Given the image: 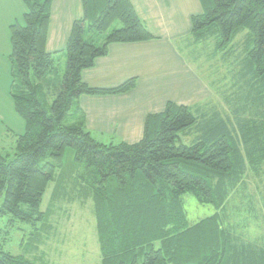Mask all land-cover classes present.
<instances>
[{
	"label": "trees",
	"instance_id": "16d2710c",
	"mask_svg": "<svg viewBox=\"0 0 264 264\" xmlns=\"http://www.w3.org/2000/svg\"><path fill=\"white\" fill-rule=\"evenodd\" d=\"M24 1L22 21L10 26V95L25 130L13 157L0 150V219L31 224L37 249L53 229L59 202L92 200L101 264H264V251L238 242L222 219L248 164L264 160V0H207L205 11L192 16L194 43L214 38L217 51L232 49L248 29L242 68L250 75L248 99L235 100L231 114L170 101L147 117L134 143L97 139L79 102L83 94H119L136 85L134 77L114 87L82 78L110 44L154 38L132 1L83 0L84 15L62 50L64 71L61 51L46 50L53 0ZM187 192L216 212L191 223ZM37 258L0 246V264H45Z\"/></svg>",
	"mask_w": 264,
	"mask_h": 264
},
{
	"label": "crops",
	"instance_id": "0c3cea01",
	"mask_svg": "<svg viewBox=\"0 0 264 264\" xmlns=\"http://www.w3.org/2000/svg\"><path fill=\"white\" fill-rule=\"evenodd\" d=\"M140 18L154 38L136 42L112 43L108 54L96 59L94 66L83 69L82 78L92 86L114 87L130 78L136 85L119 94H83L80 106L86 114V126L104 142L134 143L143 138L145 122L150 114L165 110L168 102L202 107L211 88L204 82L185 48L195 43L192 37V16L206 9L207 0H131ZM27 9L24 0H0V59L10 61L12 52L10 26L22 21ZM84 15L83 0H53L46 38V50L59 52L64 58L73 22ZM182 44V45H181ZM11 67L3 66L4 84L0 90L9 98ZM10 115L18 119L17 127L6 122L11 118L1 113L0 122L6 130L24 132L25 119L15 110L12 97ZM208 100V99H207ZM15 111L19 116H14ZM16 115V114H15ZM10 120V119H9ZM108 140V141H107Z\"/></svg>",
	"mask_w": 264,
	"mask_h": 264
},
{
	"label": "rangeland",
	"instance_id": "374dc122",
	"mask_svg": "<svg viewBox=\"0 0 264 264\" xmlns=\"http://www.w3.org/2000/svg\"><path fill=\"white\" fill-rule=\"evenodd\" d=\"M114 27L112 25L107 32ZM248 32V29H241L231 44L233 48L225 52L216 50L214 38L185 48L186 54L197 67L204 82L211 88L210 96L202 103L203 108L209 109L214 106L223 113L231 114L235 100L245 102V98L248 99L251 91L248 83L250 75H244L242 70L245 65L244 49ZM3 60L5 61L0 59V67L7 66L6 62L11 67L7 55ZM59 63L61 70L64 71L66 56L61 58ZM1 70L3 68H0ZM0 80L3 85V73ZM10 98L0 90V115L3 113L13 117L10 115L13 110ZM13 114L15 117L19 116L15 111ZM9 119L5 121L12 122L11 125L16 126L19 132L23 131L24 128L19 126L18 119L14 118L15 122ZM2 124L0 122V150L11 158L16 151L17 132L6 130ZM195 134L185 137L186 141L190 143ZM260 161L256 166L248 164L247 174L228 198L222 219L223 225L234 233L238 242L252 243L255 249L264 251V160ZM53 185L54 182L51 181L44 195L43 210L49 203ZM183 196L191 223L216 212L212 204L198 201L189 192ZM50 222L53 224L50 235L38 245L37 249H31L32 241L29 239L33 236L31 233L34 231L33 226L19 220L13 221L11 225L9 216L6 215L0 219V228H3L0 233V246L13 254H24L30 259L38 257L37 259L45 264H101V249L92 200L59 202L55 213L51 215Z\"/></svg>",
	"mask_w": 264,
	"mask_h": 264
}]
</instances>
